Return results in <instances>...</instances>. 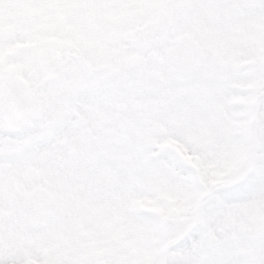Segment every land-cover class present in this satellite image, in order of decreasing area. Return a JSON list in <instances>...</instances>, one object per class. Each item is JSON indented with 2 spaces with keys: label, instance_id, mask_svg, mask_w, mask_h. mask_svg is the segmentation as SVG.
<instances>
[{
  "label": "snow or ice",
  "instance_id": "snow-or-ice-1",
  "mask_svg": "<svg viewBox=\"0 0 264 264\" xmlns=\"http://www.w3.org/2000/svg\"><path fill=\"white\" fill-rule=\"evenodd\" d=\"M0 264H264V0H0Z\"/></svg>",
  "mask_w": 264,
  "mask_h": 264
}]
</instances>
